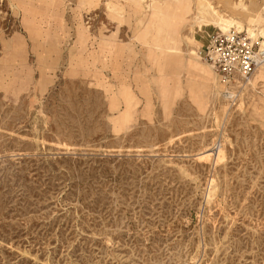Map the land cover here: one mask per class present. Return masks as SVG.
Here are the masks:
<instances>
[{
  "label": "rangeland",
  "instance_id": "1",
  "mask_svg": "<svg viewBox=\"0 0 264 264\" xmlns=\"http://www.w3.org/2000/svg\"><path fill=\"white\" fill-rule=\"evenodd\" d=\"M232 29L264 0H0V264H264V65L226 102L197 55Z\"/></svg>",
  "mask_w": 264,
  "mask_h": 264
},
{
  "label": "built area",
  "instance_id": "2",
  "mask_svg": "<svg viewBox=\"0 0 264 264\" xmlns=\"http://www.w3.org/2000/svg\"><path fill=\"white\" fill-rule=\"evenodd\" d=\"M197 55L214 71L226 102L240 100L254 73L264 65V46L235 29L212 33Z\"/></svg>",
  "mask_w": 264,
  "mask_h": 264
},
{
  "label": "bare ground",
  "instance_id": "3",
  "mask_svg": "<svg viewBox=\"0 0 264 264\" xmlns=\"http://www.w3.org/2000/svg\"><path fill=\"white\" fill-rule=\"evenodd\" d=\"M223 30V29H222ZM209 66V65H208ZM210 67V66H209ZM211 68V67H210ZM128 92V90H127ZM125 94V93H124ZM125 97H123L122 95V99L125 101V111L123 112L122 116H121V121H126L127 117H128V111H129V102L127 101V99H124ZM127 98V97H126Z\"/></svg>",
  "mask_w": 264,
  "mask_h": 264
},
{
  "label": "crops",
  "instance_id": "4",
  "mask_svg": "<svg viewBox=\"0 0 264 264\" xmlns=\"http://www.w3.org/2000/svg\"><path fill=\"white\" fill-rule=\"evenodd\" d=\"M241 32H243V33H247L246 29H245V31H241ZM208 36H209V35H208ZM208 36L206 37L205 42L202 44L203 46L206 44ZM258 38H260V37H258ZM186 60H187V58H184V61H185V65H186V67H187V68H190V69H194L193 66H192L191 64H188ZM221 87H222V86H221Z\"/></svg>",
  "mask_w": 264,
  "mask_h": 264
}]
</instances>
